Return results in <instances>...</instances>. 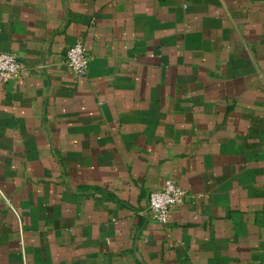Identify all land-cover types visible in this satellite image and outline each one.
I'll return each instance as SVG.
<instances>
[{
	"label": "crops",
	"instance_id": "crops-1",
	"mask_svg": "<svg viewBox=\"0 0 264 264\" xmlns=\"http://www.w3.org/2000/svg\"><path fill=\"white\" fill-rule=\"evenodd\" d=\"M0 51V264H264V0H0Z\"/></svg>",
	"mask_w": 264,
	"mask_h": 264
},
{
	"label": "built area",
	"instance_id": "built-area-1",
	"mask_svg": "<svg viewBox=\"0 0 264 264\" xmlns=\"http://www.w3.org/2000/svg\"><path fill=\"white\" fill-rule=\"evenodd\" d=\"M65 61L76 77L86 75L89 59L82 41H77L66 50ZM22 66V62L14 53L0 51V85L17 75ZM0 196L4 197L1 191ZM186 196V191L175 180L170 179L162 188L150 193L148 209L158 223L167 224L172 218L173 210L184 203Z\"/></svg>",
	"mask_w": 264,
	"mask_h": 264
}]
</instances>
